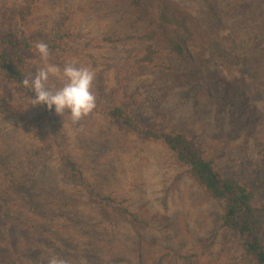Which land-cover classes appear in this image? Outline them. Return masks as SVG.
I'll list each match as a JSON object with an SVG mask.
<instances>
[{
    "label": "rangeland",
    "instance_id": "rangeland-1",
    "mask_svg": "<svg viewBox=\"0 0 264 264\" xmlns=\"http://www.w3.org/2000/svg\"><path fill=\"white\" fill-rule=\"evenodd\" d=\"M210 1L220 22L203 0H0V23L14 26L16 13L30 7L35 40L72 30L74 52L49 53L56 60H48L56 69L49 85H63L66 63L88 68L96 110L134 106L139 122L185 130L218 170L246 181L264 203V38L248 66L236 53L215 50L220 42L230 51L242 32L264 35V0ZM162 5L192 31L187 59L170 41L188 33L151 24ZM29 65L37 70L44 62ZM63 155L84 181L75 183ZM89 187L115 202L98 204ZM0 198L38 236L16 239L23 264H138L141 240L148 264H185V256H195L194 264H244L219 208L162 144L95 110L77 122L67 112L49 118L1 72ZM121 206L148 225L136 231Z\"/></svg>",
    "mask_w": 264,
    "mask_h": 264
},
{
    "label": "trees",
    "instance_id": "trees-1",
    "mask_svg": "<svg viewBox=\"0 0 264 264\" xmlns=\"http://www.w3.org/2000/svg\"><path fill=\"white\" fill-rule=\"evenodd\" d=\"M203 1L209 9L211 17L220 22L219 12L215 5L210 0ZM136 6L139 11L140 5L136 3ZM162 6L156 9L150 19L151 24H155L157 27L155 30L159 32L165 26L175 27L184 30L189 34V37H192V31L186 21L183 19L177 21L181 18L175 20L172 16L170 17L168 8L165 5ZM32 12L30 7L18 11L14 26L4 28L0 23V72L7 82L22 89L31 99L35 96L34 91L23 88L21 81L36 71L29 65L33 59L39 57L36 44L46 43L51 54L70 55L74 50L70 48L69 42L77 37L72 30L66 31L67 29L63 26L59 29V33L53 34L54 38L35 40L29 32ZM1 22L3 23L2 19ZM149 36L151 39L154 37L151 34ZM191 37L187 38L182 34H177L170 41L172 49L185 59L188 56L185 46L191 43ZM262 38L264 35L261 33L242 32L231 42L230 51L223 48L220 42L215 43V50L219 56L225 55L226 52L236 53L245 61V66H248L249 63L255 61L258 44ZM132 104L134 103L132 102ZM39 106L45 109L49 118H52L54 110H49L44 105ZM124 106L125 104H115L107 110L102 108L96 110L95 107L89 114L95 110L109 117L113 124L125 127L146 140L162 144L172 152L176 156L178 164L183 167L184 174L201 188L203 199L219 208L221 227L239 239L243 250L244 264H264V203L258 201V196L251 186L244 180L226 176L218 170L215 161L208 156L206 150L202 149L196 139L190 137L185 130L169 126L162 128L158 124L148 121L139 122V117L132 110L134 106L132 108ZM63 157L68 161L70 172H74L75 183L76 177L84 181L82 172L76 164L65 155ZM82 185L86 186L85 182ZM88 189L100 205L106 206L108 202H115L96 192L95 188L89 187ZM121 212L124 221L136 231H140L142 227L148 225L146 220L130 213L124 206H121ZM25 236L30 238L31 243L38 237L31 230V226L25 225L17 219L8 203L0 198V264H23L24 254L16 246V239ZM138 252V264H148V256L142 240L139 242ZM184 259L185 264H194L195 256H185Z\"/></svg>",
    "mask_w": 264,
    "mask_h": 264
},
{
    "label": "clouds",
    "instance_id": "clouds-1",
    "mask_svg": "<svg viewBox=\"0 0 264 264\" xmlns=\"http://www.w3.org/2000/svg\"><path fill=\"white\" fill-rule=\"evenodd\" d=\"M36 51L44 62V67L38 68L35 73L29 74L21 81L23 88L35 93L32 97V105H44L61 116L67 112L73 122L88 115L96 106L92 92L94 73L88 68L66 63L62 71L63 85L61 87L49 85V78L55 74L56 69L48 64V45L43 42L37 43ZM50 264H63V262L52 260Z\"/></svg>",
    "mask_w": 264,
    "mask_h": 264
}]
</instances>
